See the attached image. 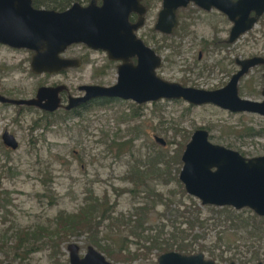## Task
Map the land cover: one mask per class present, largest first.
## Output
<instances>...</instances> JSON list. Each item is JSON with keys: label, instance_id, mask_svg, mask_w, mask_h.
Here are the masks:
<instances>
[{"label": "rangeland", "instance_id": "obj_1", "mask_svg": "<svg viewBox=\"0 0 264 264\" xmlns=\"http://www.w3.org/2000/svg\"><path fill=\"white\" fill-rule=\"evenodd\" d=\"M156 11L157 9L154 8L147 14L146 24L138 33L140 37L145 34L150 46L153 45L149 34L156 24ZM209 20L207 16L202 15L195 24L188 27L194 33L186 38L184 47L179 48L183 54L165 52V55L171 56L175 62L172 72L166 74L168 80L178 81L185 76L196 82L202 89L212 88L228 81V77L237 70L234 63L228 62L229 59L264 57L263 16L249 34L241 37L230 47L220 48V51L210 55L209 63L213 65L220 63L212 75L195 76V73L199 72V69L195 68L199 43L203 39L212 38L213 23H216L212 17ZM219 20L224 22L222 18ZM224 23L225 28L229 29L230 25ZM226 37L224 35L222 39ZM194 46L196 48L188 49ZM82 51L83 47L79 45L73 47L68 54L75 57ZM33 55L31 51L13 50L0 45V93L2 95L12 99H32L36 97L40 87L63 85L67 87L66 98L68 95H80L79 87L83 85L105 87L117 83V70L112 68L111 62L108 71L104 68L108 60L106 53H95L92 57L86 58L87 62L80 68L69 69L58 74L34 73L31 67ZM95 57L100 61L98 64L95 63ZM187 66L194 67V71L185 72ZM166 67L171 69L168 63ZM263 73L264 69H254L241 81L242 98L258 102L264 100L261 94L264 86V80L261 78ZM16 112L17 109L13 106L2 107L0 104V142L4 132L9 131L20 144L16 151L7 152L0 149V190L10 192L8 197L15 205L12 208L16 213L18 226L47 225L62 212L69 214L78 212L79 208L85 204L87 191L94 192L100 198L108 196L111 205L116 204L115 216L127 217L133 211V206L147 201L143 189L149 188L153 193L161 192L165 195H169L170 192L175 193L172 197L175 203L170 210L167 211L163 205H159L152 211L150 224H153V227L162 223L170 226L167 229L172 228L170 220H174L177 215L185 211L186 207L193 205L194 203L190 200L192 198L202 210L201 217L211 219L206 224V230L198 228L194 231L193 235H199L197 240L192 238L195 249H199V245L204 246L208 251L201 253L209 258H213L212 255L217 256L215 259L218 261L220 256L224 255V259H228L227 261L233 259L237 264L264 263V220L259 216L254 219L252 216L255 213L249 209L240 211L234 209L241 213L240 216L245 217V222L250 225L249 230H236L228 222L219 223L226 217L224 213L217 214V209L221 208L210 209L208 206H203L195 197L182 196L176 181L168 179L167 175L165 179L150 177L146 184L139 187L140 195L124 191L117 196L114 190L132 189L133 185L126 179L129 170L142 160L147 163L149 156L156 158L161 150L169 157L172 176L176 175L179 178L183 163L181 159V164H178L175 156L181 155L182 158L186 145L198 128L207 129L213 143L236 150L247 158L264 156V137L253 138L240 135V129L244 127H252L257 131L264 130L263 117L246 113L234 114L214 105L193 106L183 100H162L144 105H138L131 100H119L104 107L97 104L81 110L79 118L69 117L67 120L61 119L65 117V110L62 108L54 113L57 114L55 117H50V120L55 122L51 128L38 129L34 127V123L38 121L44 123L46 120L40 110L24 112L20 122L14 121ZM156 137L165 140L166 145L157 143ZM113 140L128 143L123 146L119 155L117 147H110ZM164 167L167 166L164 164ZM156 200L154 198V201ZM159 202L157 200V203ZM248 211L251 212L248 213ZM162 214L164 217L161 216ZM183 220L181 217L177 218L179 223L177 226L181 229L186 228L184 224L181 225ZM217 222L220 225H217ZM4 226L7 225L0 224V228ZM148 226L151 227L149 224ZM106 233L107 239L102 242L103 245L114 242L121 246L124 236L127 235V232H124V235L121 234L122 239L120 235L115 234L116 232L112 234L106 231ZM91 239L81 234L63 243L61 261L70 264L68 245L72 243L80 246L82 256L89 246L101 252L97 246L93 245ZM132 247L134 249L137 246ZM49 253L48 250H42L35 254L30 262L24 264H55ZM142 253L139 259L132 262H117L107 254H103L115 264H158V258L162 254L157 250L150 253L142 250ZM197 253L199 252L192 254ZM3 258L0 254V260ZM220 262V264H227L226 261Z\"/></svg>", "mask_w": 264, "mask_h": 264}, {"label": "water", "instance_id": "obj_2", "mask_svg": "<svg viewBox=\"0 0 264 264\" xmlns=\"http://www.w3.org/2000/svg\"><path fill=\"white\" fill-rule=\"evenodd\" d=\"M94 0L88 7L73 5L65 11L36 9L33 0H0V45L34 52L31 67L36 74H58L77 66L78 61L61 56L75 44L104 51L112 61L122 64L114 86L85 85L86 94L70 98L67 110H73L98 99L131 100L139 105L161 100H183L194 106L214 105L234 114H255L264 118V100L242 98L239 82L252 68L264 65V57L238 59L241 67L229 83L218 90L187 88L169 83L157 75L161 59L137 32L145 22L143 0ZM224 13L234 26L228 43L234 44L253 30L264 15V0H164L156 29L173 33L178 26L177 11L189 3ZM255 12L254 16L251 13ZM132 14L140 19L130 20ZM138 58V64L132 62ZM66 86L40 87L32 99H12L0 93V103L35 107L54 113L62 106L60 94ZM264 97V88L262 90ZM156 142L165 146L160 137ZM4 145L19 149L17 138L9 131L2 135ZM183 167L179 180L189 196L203 206L249 209L264 218V156L247 158L240 152L211 141L205 128L195 130L182 155ZM70 264H115L95 247L89 246L82 256L77 243L68 245ZM158 264H215L203 254H161ZM262 264V263H259Z\"/></svg>", "mask_w": 264, "mask_h": 264}, {"label": "trees", "instance_id": "obj_3", "mask_svg": "<svg viewBox=\"0 0 264 264\" xmlns=\"http://www.w3.org/2000/svg\"><path fill=\"white\" fill-rule=\"evenodd\" d=\"M118 101L119 99H98L90 104L84 105L85 107L82 106L73 110L65 111V117H62L61 119L67 120L69 117L79 118L81 116V110L91 108L97 104L104 107L111 104V102ZM0 104L2 107L12 106L8 104ZM13 107L17 109V115L14 118L15 122H20L23 119L24 112L38 109L28 106ZM40 111L44 114L46 120L44 123L43 121L35 122L34 127L38 129L40 127L47 129L51 128L55 122L51 121L50 117H55L57 114L54 113L59 110L54 113L43 110ZM240 130V135L242 137H264V130L257 131L252 127H244ZM127 144L128 143L124 141L117 142L113 140L110 147H117L119 149V155L122 152L121 150L123 146ZM0 149L7 152L13 151L6 147L3 141L0 142ZM161 151L157 153L156 158L149 156L147 158V163L142 160L138 162V165L133 166L129 170L126 179L131 182L133 188L114 189L115 192H117V196H120L124 191L140 195L141 189H139V187L143 186L144 183L146 184V181L154 176L164 177L163 179L168 176V179L176 181L180 194L182 196H188L184 185L181 183L178 176H172L168 155ZM175 161H177L178 164H181V155L175 156ZM164 164L167 167H164ZM149 191V188L143 189L147 201L141 203V205L133 206V211L130 212L127 217L125 215L115 216L116 204L111 205L108 196L100 198L97 197L94 192L87 191L85 204L79 208L78 212L73 214L62 212L56 217V219L49 221L47 225L35 224L27 227H20L17 224L16 213L12 208L15 205H13V200L8 197L10 192L0 190V224L7 225L6 227L4 226L0 228V254L4 257L3 260H0V264H24L30 262L32 257L42 250H48L50 252V257L55 264H66L61 261V255H63L61 252V246L72 237L81 234L91 237L93 245L97 246L101 252L107 254L117 262L135 261L143 255L142 250H147L148 253L157 250L162 254L170 251H178L184 254L208 251L202 245H199V249H195L194 247L195 242L193 239L197 240L199 237V235H193L194 231L198 228L206 230V224L211 220L203 219V217H201L202 210L197 206V203L190 198L194 204L186 207L184 209L185 211H182L177 215L174 220H170L172 222V228L170 229L172 230L167 229L169 226L168 224L162 223L153 227V224H150L152 211L159 205H163L167 211L170 210L175 203L172 200L175 193L170 192L169 195H165L161 192L153 193V191ZM154 198L160 202L157 203V200L154 201ZM208 208L215 209V207L212 206H208ZM217 210V214L224 213L226 216L225 220H222V222H219L218 220L219 223L222 224L228 222L230 226L236 230H249L250 225L248 222H245V217L240 216L241 213L236 212L231 207H223ZM250 212L251 211H248V213ZM161 216L164 217L163 214ZM179 217L184 219L181 225L184 224L186 226L185 229H181L180 226H177V224H179L177 218ZM252 217L255 219L258 215L255 214ZM262 219L264 220V218ZM160 221L163 222L162 220ZM106 222H108L107 225ZM218 222L217 225L219 224ZM148 224L151 225V227L148 226ZM105 230L107 232H112V234L113 232H116L115 234L120 236L121 234L124 235V232H127L124 239L121 236L123 239L122 245L118 246L114 242H107L106 245H103L102 242L107 239L105 235L107 233ZM189 238H191V240H188ZM143 242L148 243V245ZM133 245L137 247L132 249ZM210 253L213 254V252Z\"/></svg>", "mask_w": 264, "mask_h": 264}, {"label": "flooded vegetation", "instance_id": "obj_4", "mask_svg": "<svg viewBox=\"0 0 264 264\" xmlns=\"http://www.w3.org/2000/svg\"><path fill=\"white\" fill-rule=\"evenodd\" d=\"M93 1L94 0H33V6L36 9L55 10V11L60 12V11H65V10L71 8L75 4H79L83 7H88L92 4ZM96 1H97V5H99V6L103 5L102 0H96ZM234 1L236 2L238 0H234ZM163 2H164V0H143L142 1V4L146 8L145 22H144L143 26L138 30L137 34L145 26L146 20H147L146 19L147 14H149L154 8H156L157 9V11H156L157 12L156 24H155L154 29L151 30V34H149V39H150V41H152L153 46L149 45V42L145 38V34L143 35V37H140L139 34H138V36H139V38H141L144 41V43L148 47H150L153 51H155L156 55L159 56L161 59V66L159 68H157V70H156L157 75L162 80L169 82V83L180 84L181 86L187 87V88L202 89L196 84V82H193L191 79H189V77H185V76L181 77L178 81H171V80H168L166 78L167 72H172L171 70L175 66V62L172 60L171 56H168V54L170 52L171 53H177V54L181 53L179 48L184 47L183 44H184V42H186V38L190 37V35H192V33H194L193 31H190V29H188V27H190L191 24H195V21L198 20L202 15L207 16L208 21H210L209 18L212 17V19H214L216 21V23H213L214 29L212 31V33H213L212 38L211 39H203L199 43L200 47H198V50H199L198 51V57H197V61L195 62V64H196L195 68L199 69V72L195 73V76L199 77V76H204L206 74L212 75L214 69L218 68L220 66V64H218L219 62L217 63L218 65L217 64L213 65V64L209 63V58L211 57L210 55L214 54V52L220 51L222 48L224 49L225 47H230V45H233V44H229L228 41H229L234 23L224 13H222L221 11H219L218 9H216L214 7L211 8L210 10H207V9L201 8L198 5H196L195 3L191 2L186 7H182L177 11L178 26H177V28H175V30H173V33H170V34L164 33L162 31L156 29V25L158 23V18H159V13L163 8ZM254 15H255V12H252L251 16H254ZM263 16L259 19V21L263 18ZM219 18L224 19V22L228 23L230 25V28L226 29L225 23L221 22L219 20ZM139 19H140V16L137 14H132L130 17V20L133 23H137L139 21ZM259 21H258V23H259ZM188 22H190V23H188ZM209 24H211V23H209ZM222 25H223V27H221ZM256 25H255V27H256ZM254 28H253V30H254ZM253 30H251V31H253ZM251 31L247 32L246 34H249ZM246 34H244L243 36H245ZM224 35L227 37L225 39H222V36H224ZM79 45H82V47H83V51L81 52V54H78L75 57L70 56L68 54L69 51L73 47H78ZM1 46H5V45H1ZM5 47H8V46H5ZM8 48H10V47H8ZM194 48H196V46L189 47L188 49H194ZM10 49H13V48H10ZM13 50H17V49H13ZM166 51H168L167 55H165ZM187 52L189 53V51H187ZM95 53H106V52L93 50L84 44H75V45L70 46L61 57L64 59H71V60L78 61L79 63L77 64V66H74L73 68H80L81 66H83V64H85L87 62L86 58L92 57L93 54H95ZM181 54H183V52ZM107 57H108V54H107ZM253 57H261V56H252L251 58H253ZM248 59H250V58H248ZM94 60H95L96 64H98L100 62L97 59V57H95ZM226 60H227V58H226ZM237 60L238 59L235 57L233 60L229 59V61H228V62H230V64L234 63V65L237 68V70H235L234 73L228 77V81H226L222 84H219L218 86H213L212 88H207L204 90L214 91V90H218V89L225 87L229 83V81L231 80L232 76H234L236 73H238L239 70L241 69V67L237 64ZM110 62H111L110 65L112 66V68H114V69L116 68L117 75H118L119 66L122 64V62L112 61L108 57V60L106 61L105 67H104V68H106V71H108V69H109V63ZM132 62L135 65L138 64V58L137 57L133 58ZM166 63H168V65L171 67V69L166 67ZM93 65H94V63H93ZM199 65H201V66H199ZM73 68H69V69H73ZM69 69H67V70H69ZM193 69H194V67L187 66L185 72H191L192 73L194 71ZM254 69H264V65H260V66L252 68L246 75H244L241 78V80L239 82V94H240V96H241V91H240L241 81L244 80V78L247 77L251 73V71H253ZM67 70H65V71H67ZM261 78L264 80V73H263V76H261ZM117 80H118V78H117ZM114 85H111V86H114ZM83 86H85V85H83ZM83 86L79 87L80 95H74V96L68 95V97L65 98L67 89H66V91H64L63 94H60L62 106L59 110H62V108H63L65 111H68L66 109V106L69 104V100L71 97L74 98V97L84 96L86 93L84 91L80 90V88ZM95 86H103V85H95ZM111 86H105V87H111ZM263 88H264V86H263ZM263 88H262V90H263ZM261 94H262V91H261ZM123 101H126V100H123ZM168 101H171V100H168ZM150 103H156V102H150ZM83 107H85V106H83ZM80 109H82V108H80ZM170 252L180 253L178 251H170ZM180 254L187 255V256L203 254L205 256V254L201 253V252H199L197 254H184V253H180ZM212 257L213 258H209V257L205 256V260L206 261H214L215 264H220L221 263L220 261H222V262L226 261L225 263H227V264H237L233 261V259H231L230 261H227L228 259L227 260L224 259V255L220 256L219 261L215 259L217 256L215 257L212 255ZM259 263L264 264L263 262H259Z\"/></svg>", "mask_w": 264, "mask_h": 264}]
</instances>
